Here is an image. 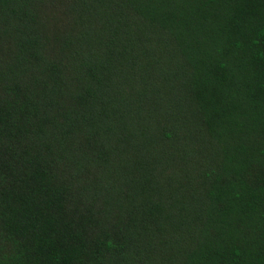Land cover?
<instances>
[{
  "label": "trees",
  "instance_id": "1",
  "mask_svg": "<svg viewBox=\"0 0 264 264\" xmlns=\"http://www.w3.org/2000/svg\"><path fill=\"white\" fill-rule=\"evenodd\" d=\"M0 264H264V0H0Z\"/></svg>",
  "mask_w": 264,
  "mask_h": 264
}]
</instances>
